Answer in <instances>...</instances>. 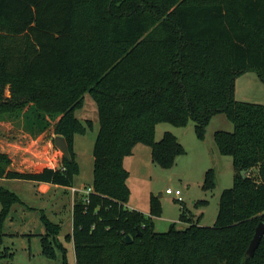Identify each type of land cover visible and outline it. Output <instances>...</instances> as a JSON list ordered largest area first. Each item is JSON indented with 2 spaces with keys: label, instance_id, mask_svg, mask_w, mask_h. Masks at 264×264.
I'll list each match as a JSON object with an SVG mask.
<instances>
[{
  "label": "trees",
  "instance_id": "16d2710c",
  "mask_svg": "<svg viewBox=\"0 0 264 264\" xmlns=\"http://www.w3.org/2000/svg\"><path fill=\"white\" fill-rule=\"evenodd\" d=\"M250 71L264 83V0H0V121L20 120L33 138L51 128L70 155L53 168L13 171L0 153V178L73 188L74 136L86 131L75 111L88 93L99 129L91 190L74 202L65 236L75 264H264V236L246 255L264 224V105L234 97L235 80ZM218 114L233 129L215 132L213 144L231 157L234 173L214 224L183 211L184 229L157 232L156 198L150 215L127 206L123 158L144 144L155 165L171 169L185 149L170 132L155 142L156 125L183 128L191 120L204 141ZM215 182L210 168L202 186ZM16 203L0 187V216ZM41 214L42 254L55 259L56 248L64 256L61 226ZM2 242L0 234L1 258Z\"/></svg>",
  "mask_w": 264,
  "mask_h": 264
},
{
  "label": "rangeland",
  "instance_id": "374dc122",
  "mask_svg": "<svg viewBox=\"0 0 264 264\" xmlns=\"http://www.w3.org/2000/svg\"><path fill=\"white\" fill-rule=\"evenodd\" d=\"M234 97L238 101L264 105V83L254 72H247L235 80ZM75 117L86 131L84 134L75 133L74 136L73 149L78 164V172L74 176L73 186L76 189L74 192L71 189L63 191L60 188L43 196L40 204L35 197L37 186L34 182L0 181V187L15 193L25 203V206L14 204L5 216H0V234L3 241L1 251H5L2 253L4 256L0 257V264H75L72 242L66 240L65 236L72 230L71 209L74 202L84 196L86 187L92 184L93 145L99 129L97 107L88 93L84 94L82 107L75 111ZM5 119L1 116L0 123ZM19 121L0 125V149L5 145L10 146V149L14 148L11 156L3 153L10 160L8 168H13L14 164L16 168L36 171L47 165L57 166L61 162L62 155L53 145L55 136L51 133L46 135L42 133L38 142L32 144L28 137H24L26 133ZM88 122H90L89 127ZM193 126L191 120L183 128L168 123L156 125L155 142L161 140L164 132H170L185 149V154L176 158L171 169H163L155 165L151 159V148L144 144H137L133 155L123 158V167L128 172L127 205L150 215L151 197L156 198L159 209L151 217L157 232H165L171 225L178 230L184 229L187 224L179 220L183 211L190 218L201 217L202 224L212 226L219 195L222 190L232 186L234 173L232 159L230 156L219 154L213 144L214 133L232 131V123L224 114L215 115L206 127L204 141L196 137ZM21 145L24 147L33 145L35 150L41 152L35 167L23 163L24 157L21 154L25 152L23 148L20 150ZM210 168L216 173V182L214 187L206 190L202 186L203 179L205 172ZM168 187L172 190L179 189L183 202L177 201L173 194H166L165 189ZM41 213L51 222L61 226L57 241L66 247L64 256L56 248L55 259L42 254L40 238L41 235L46 234V230L41 220Z\"/></svg>",
  "mask_w": 264,
  "mask_h": 264
},
{
  "label": "crops",
  "instance_id": "0c3cea01",
  "mask_svg": "<svg viewBox=\"0 0 264 264\" xmlns=\"http://www.w3.org/2000/svg\"><path fill=\"white\" fill-rule=\"evenodd\" d=\"M12 123V121H10V120H4L2 123H0V125H4V124H11ZM24 132V131H23ZM26 133V132H25ZM46 133H51L52 134V129L51 128H49L47 131H45L42 135H46ZM53 135V134H52ZM24 137H28L29 138V140L30 141H32L31 143L32 144H34V143H37L38 142V139H40V137H41V135H39L38 137H36V138H33L32 136H30L28 133H26V136H24ZM1 141V140H0ZM9 145H12V144H10L9 143ZM10 146H7L6 147V145L5 146H1V151L0 152H2V153H4V154H7L8 156H11L12 154H13V150H14V148H9ZM19 148H20V150H22V148H23V150H24V154H21V155H23V157H24V159H23V163L24 164H26L27 166H29L30 164H31V166H33V167H35L36 166V164L38 163V161H39V159H40V151H37V150H35L34 149V147H33V145H31V146H29V145H25V147L23 146V145H21V146H19ZM134 150V149H133ZM21 155H20V157H21ZM133 155V154H132ZM11 160H12V158H11ZM25 165V166H26ZM17 167H20V165H17ZM45 166H43V167H41L40 168V170L42 169V168H44ZM46 167H49L48 165L46 166ZM54 167V166H53ZM53 167H51V168H53ZM9 170H13V171H25L24 169H28V168H24V169H22V168H16L15 166H14V164H13V168H8ZM40 170H36V171H40ZM27 171H31L30 169H28ZM32 171H34V170H32ZM3 180H13V179H5V178H1L0 179V181H3ZM35 183V186H37V190H36V193H35V197H37L38 199V202L41 204L42 203V200H43V196H46L47 194H49V193H52V192H54V191H56V190H58V189H63V191L65 190V191H67V189H71V188H64V187H60V186H56V185H52V184H48V183H41V182H39V183H37V182H34ZM73 188H74V186H73ZM75 189V188H74ZM20 198V197H19ZM71 198H72V195H71ZM21 199V198H20ZM21 201H22V203L21 204H24V206H25V203H24V201H23V199H21ZM55 203H57V202H55ZM43 205V204H42ZM53 205V204H52ZM128 207H129V205H127ZM40 208H42V207H40ZM39 208V209H40ZM59 207L57 206V209H58ZM129 208H131V207H129ZM45 209V208H44ZM132 209H134V208H132ZM42 210V209H41ZM71 211H72V209H71ZM72 213V212H71ZM71 215V214H70ZM72 216V215H71ZM71 222H72V219H71ZM71 232H72V230H71ZM71 234V233H70Z\"/></svg>",
  "mask_w": 264,
  "mask_h": 264
},
{
  "label": "water",
  "instance_id": "95a60500",
  "mask_svg": "<svg viewBox=\"0 0 264 264\" xmlns=\"http://www.w3.org/2000/svg\"><path fill=\"white\" fill-rule=\"evenodd\" d=\"M53 145L61 153V155L64 158H66L67 160L70 159L68 145H67V142H66L64 137L55 136L53 139ZM263 236H264V224L260 222L256 226L254 235H253V237H252V239L248 245V248L246 250V255L248 257H252L254 255L255 250L259 246V243H260ZM122 242L125 244H130L132 242V239L129 235H125L122 238Z\"/></svg>",
  "mask_w": 264,
  "mask_h": 264
},
{
  "label": "built area",
  "instance_id": "2783aa9c",
  "mask_svg": "<svg viewBox=\"0 0 264 264\" xmlns=\"http://www.w3.org/2000/svg\"><path fill=\"white\" fill-rule=\"evenodd\" d=\"M71 190L74 192L76 189L71 188ZM90 190H91L90 188H86L85 194H87ZM165 193L166 194H173L177 201H179L180 203L183 202V198L181 196L182 193L179 189L172 190L171 188L168 187L165 189Z\"/></svg>",
  "mask_w": 264,
  "mask_h": 264
}]
</instances>
